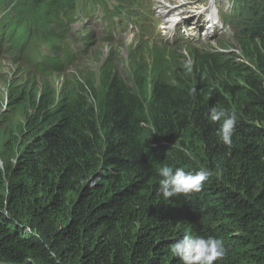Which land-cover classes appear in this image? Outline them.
<instances>
[{"label": "trees", "instance_id": "1", "mask_svg": "<svg viewBox=\"0 0 264 264\" xmlns=\"http://www.w3.org/2000/svg\"><path fill=\"white\" fill-rule=\"evenodd\" d=\"M82 3L106 5L0 0V55L20 76L0 98V264H182L170 248L185 234L221 239L215 264H264V0L251 14L233 2L235 58L131 51L125 78L110 59L55 89L82 55L64 36ZM211 107L236 114L231 146ZM165 165L210 175L165 200Z\"/></svg>", "mask_w": 264, "mask_h": 264}, {"label": "rangeland", "instance_id": "2", "mask_svg": "<svg viewBox=\"0 0 264 264\" xmlns=\"http://www.w3.org/2000/svg\"><path fill=\"white\" fill-rule=\"evenodd\" d=\"M120 1H127L121 3ZM137 1V2H136ZM167 5L169 6H176L178 4V0H166ZM189 5H193L196 2L201 3V0H187ZM203 2H207L209 0H202ZM227 1L235 2V0H215L214 3L220 6L230 7ZM241 3L243 1L239 0ZM108 9L112 10L114 6L124 5L126 10H131L132 12L138 13L139 9L141 13H144L146 16H143V20L140 19L142 17H135L130 20L125 18L124 25L116 24L117 19L114 18L111 21L104 20L103 16L104 13L99 9L95 12V15L92 17H83L87 20V27L86 30L93 31L96 34V43L94 46H89L86 50V55L81 56L78 60V63L72 67L76 70V74H80L82 72H96V70L100 67L102 61H110L113 60L118 67L119 72L122 74L121 76L125 78L127 76V68H129L130 59L128 56V51L130 49L133 50V55L137 58L144 57L147 59V63L149 59L147 57L148 50L151 46L155 44L158 45L160 40L157 37L156 31L153 29V22L152 17L149 16L151 13V3L150 0H106ZM131 2V4H129ZM134 3V4H132ZM212 3L210 1L207 4ZM137 4L139 9L132 7L133 5ZM245 6H248L247 10L249 14L253 13L255 10H261L262 8V0H249V3H244ZM186 5L184 8L187 9ZM138 10V11H137ZM143 10V11H142ZM244 12L245 10H237L232 9L230 13H223L220 12L221 18L225 22H217L218 26L222 28L221 38L218 41H225L226 38L232 39V34L229 32L232 29V26L236 27L242 25V21L244 19ZM137 18V19H136ZM232 20H230V19ZM84 19H80V23L76 26H71L70 28V37L73 42V47L75 51L79 52L81 50V41L80 34L81 30H84L82 27V23H84ZM227 22H226V20ZM229 19V20H228ZM232 22V23H230ZM142 23V24H141ZM222 23V24H221ZM232 25V26H231ZM131 28V29H130ZM143 28V29H142ZM145 31V32H144ZM226 35V36H225ZM111 36V37H110ZM112 40V41H111ZM111 41V42H110ZM144 41H147V46L144 44ZM215 41V38H214ZM258 45V42H255ZM215 42L214 45H216ZM217 52L220 55H226L230 58H235L239 55V46L237 44L236 39H232L228 44L225 46H218ZM87 48V47H86ZM209 50V49H208ZM111 54V55H109ZM189 54V53H188ZM101 55V56H100ZM186 60H189L191 56L185 57ZM16 76V79L19 78V74L16 72V66L11 64L8 58L0 57V98L4 99L6 96V88H7V81H11V77ZM66 77H71L67 75ZM57 75H52L50 81L52 84L55 83V87L57 88L58 85L61 83H57ZM3 110V105L0 106V113ZM1 166V162H0Z\"/></svg>", "mask_w": 264, "mask_h": 264}, {"label": "clouds", "instance_id": "3", "mask_svg": "<svg viewBox=\"0 0 264 264\" xmlns=\"http://www.w3.org/2000/svg\"><path fill=\"white\" fill-rule=\"evenodd\" d=\"M210 1L211 0L207 2H203L201 0V3L196 2L195 4L191 6L190 5L187 6V8L196 12L197 17L199 13H201L202 15V14H205V10L207 11L209 10L210 14L209 13L208 14L210 16V19H213V21L212 23H210V27H208V29L211 28L213 29V31L215 30L221 31L222 33L223 31H222L221 26H218L217 22L214 19L221 18L220 12L226 13L227 8L226 6H220L214 3L207 4ZM227 2L229 6L231 7L230 10L235 9L232 1H227ZM204 6H206L207 9H205ZM213 14H216V15L213 16ZM243 22L244 21H242V24ZM239 26H237V28ZM195 27L197 28V26ZM203 34H206L205 30ZM221 38H225V37H219L215 39V41L212 40L208 42L206 45H203L202 48H193L191 46L158 47L154 45V46H151L149 49L151 50V49L158 48L161 50H165L166 53H173L175 55H178L180 58H182L181 60H184V59H187L185 57L189 55L192 56L191 54L196 51L200 54H204L208 56L219 54V52H217L219 48L218 46L220 47L225 46L232 39L234 40L236 39L235 34L232 35V39L227 37L226 40L223 42L218 41ZM215 42H217L216 45H214ZM144 44L147 46L148 44L147 41H144ZM131 51L133 50L130 49L128 51V56L130 55ZM0 57L8 58L7 55H0ZM8 60L10 61L11 64H13L9 58ZM103 63L104 61H102L100 67L96 70V72H92L95 76L97 75V71L101 68ZM187 70L191 71L190 65L187 67ZM87 72H91V71H87ZM53 75H56V74H53ZM67 75L71 76V78H74V79L83 78V75L76 74V70L72 67L71 68L69 67L63 73L57 74L56 85L59 83V80L62 81V79L66 78ZM51 77L49 78V80L51 79ZM60 84L58 85V87L60 86ZM52 86L55 89L58 88V87L57 88L55 87V83L52 84ZM192 91L195 92L196 90L192 89ZM209 114H210V119L213 122L222 120V124L220 125L217 134L220 138V141L224 145L231 146L232 135L235 130V126L237 122L236 114L228 113L227 111L223 109H217L216 107H211L209 109ZM158 175L160 179L158 183L157 193L163 199L167 200L171 197H175L180 194L187 195L192 192H199L203 186V183L209 178L210 172L207 170L201 169L195 173H190V172H186L182 168H177L173 170L172 167L165 165L159 169ZM170 253L172 256L179 258L182 264H215L216 261L223 260V258L226 255V248L221 239L212 238V237L203 238L199 236L194 237L191 234H185L180 240H178L176 243H174L171 246Z\"/></svg>", "mask_w": 264, "mask_h": 264}, {"label": "bare ground", "instance_id": "4", "mask_svg": "<svg viewBox=\"0 0 264 264\" xmlns=\"http://www.w3.org/2000/svg\"><path fill=\"white\" fill-rule=\"evenodd\" d=\"M212 1V3H214V1L215 0H211ZM105 2V1H104ZM137 2V1H136ZM181 2H184V0H181ZM215 4V3H214ZM135 5H137V4H135ZM227 8V10H226V12L229 14V12L231 11L230 9H231V7H226ZM140 10V9H139ZM188 10V9H187ZM138 11V10H137ZM151 13V12H150ZM216 14H213V16H215ZM149 16H151V15H149ZM220 16H221V14H220ZM256 17V16H255ZM259 17H260V15H259ZM143 18V17H142ZM137 19V18H136ZM230 19V18H229ZM228 19V20H229ZM214 20H220L221 22H224L221 18H217V19H214ZM226 20V19H225ZM231 20V19H230ZM247 20V19H246ZM252 20H254L253 18H252ZM145 20H143V22H144ZM232 21V20H231ZM248 21V20H247ZM226 22H227V20H226ZM249 22V21H248ZM256 22V21H255ZM258 22V21H257ZM230 23H232V22H230ZM142 24V23H141ZM214 24V23H213ZM118 26V25H117ZM143 29V28H142ZM145 32V31H144ZM95 41V40H94ZM112 41V40H111ZM110 41V42H111ZM6 42V41H5ZM3 44H4V42H3ZM1 51V50H0ZM3 53V52H2ZM4 55V54H3ZM6 55H8V54H6ZM15 54H13V56H14ZM189 55V54H188ZM101 56V55H100ZM15 60V59H14ZM24 60V59H23ZM33 61V60H32ZM184 61V60H183ZM241 61V60H240ZM35 62V61H34ZM21 63H23V62H21ZM240 63V62H239ZM24 64V63H23ZM27 63H25V65H26ZM34 64V63H33ZM32 64V65H33ZM34 66H35V64H34ZM30 69V68H29ZM67 72V71H66ZM45 74V73H44ZM57 74V73H56ZM45 75H47V74H45ZM41 77V76H40ZM48 77V76H47ZM41 79V78H40Z\"/></svg>", "mask_w": 264, "mask_h": 264}, {"label": "built area", "instance_id": "5", "mask_svg": "<svg viewBox=\"0 0 264 264\" xmlns=\"http://www.w3.org/2000/svg\"><path fill=\"white\" fill-rule=\"evenodd\" d=\"M26 232H30V229L27 228V229H26Z\"/></svg>", "mask_w": 264, "mask_h": 264}]
</instances>
